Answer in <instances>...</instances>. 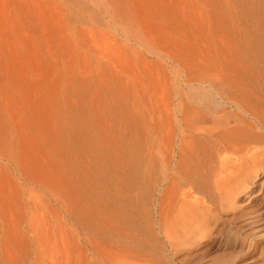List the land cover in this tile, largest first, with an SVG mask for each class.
<instances>
[{"label": "rangeland", "instance_id": "1", "mask_svg": "<svg viewBox=\"0 0 264 264\" xmlns=\"http://www.w3.org/2000/svg\"><path fill=\"white\" fill-rule=\"evenodd\" d=\"M257 15L264 0H0V264L116 254L121 236L79 226V196L99 195L86 214L96 225L141 202L150 210L155 169L140 141L155 111L214 92ZM254 183L239 198L242 226L264 212V174ZM239 238L232 264H264V220Z\"/></svg>", "mask_w": 264, "mask_h": 264}, {"label": "bare ground", "instance_id": "2", "mask_svg": "<svg viewBox=\"0 0 264 264\" xmlns=\"http://www.w3.org/2000/svg\"><path fill=\"white\" fill-rule=\"evenodd\" d=\"M250 34L249 47H239L234 64L222 66L223 76L218 71L221 78L214 92L173 101L168 97L171 104L161 103L155 111L152 140L144 136L140 141L155 169L149 211L147 203L139 202L136 214L133 207L122 212L126 217L113 211L96 225L86 214L91 217L99 195L80 193L79 226L102 237H122L116 254L93 255L92 264H182L198 256L193 264H232L227 253L232 241L240 240L247 226L264 220L263 212L244 226L235 222L243 218L236 213L239 198L252 192L264 174V15L253 18ZM207 66L212 65L206 64L205 70ZM194 74L188 78L191 85L198 81ZM243 242L249 249L251 241L241 238Z\"/></svg>", "mask_w": 264, "mask_h": 264}]
</instances>
